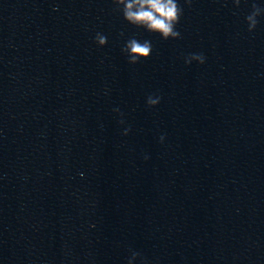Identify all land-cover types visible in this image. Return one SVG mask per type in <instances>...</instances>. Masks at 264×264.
Here are the masks:
<instances>
[{
    "label": "water",
    "instance_id": "obj_1",
    "mask_svg": "<svg viewBox=\"0 0 264 264\" xmlns=\"http://www.w3.org/2000/svg\"><path fill=\"white\" fill-rule=\"evenodd\" d=\"M178 3L0 0V264H264V0Z\"/></svg>",
    "mask_w": 264,
    "mask_h": 264
},
{
    "label": "clouds",
    "instance_id": "obj_2",
    "mask_svg": "<svg viewBox=\"0 0 264 264\" xmlns=\"http://www.w3.org/2000/svg\"><path fill=\"white\" fill-rule=\"evenodd\" d=\"M113 2L122 9L124 20L131 26L143 29L164 41L180 39V33L176 30V26L180 22L183 11L178 0H113ZM185 2L190 6L191 0H185ZM246 23L250 33L255 31L258 23L255 14L248 15ZM95 43L103 47L107 44V38L97 34ZM124 51L130 56L132 64L146 61L151 57V41H140L133 38L126 42ZM193 60L200 65L205 63V57L202 54H192L190 58L185 59V64L190 65ZM160 99L159 96L155 98L149 96L146 102L147 106L149 108L157 107L160 104ZM114 111L119 113L118 108ZM129 131L130 129L125 128L123 135L127 136ZM160 140L163 143L164 137L161 136Z\"/></svg>",
    "mask_w": 264,
    "mask_h": 264
}]
</instances>
